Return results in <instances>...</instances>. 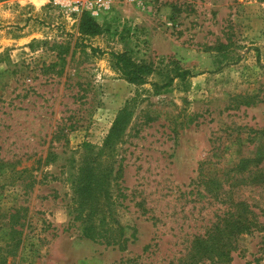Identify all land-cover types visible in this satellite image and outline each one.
<instances>
[{
    "label": "rangeland",
    "instance_id": "rangeland-1",
    "mask_svg": "<svg viewBox=\"0 0 264 264\" xmlns=\"http://www.w3.org/2000/svg\"><path fill=\"white\" fill-rule=\"evenodd\" d=\"M92 1L0 0V264H179L231 202L261 226L232 264H264V0ZM110 53L155 72L129 84ZM177 66L192 76L157 91ZM129 102L100 156L109 246L84 237L73 183Z\"/></svg>",
    "mask_w": 264,
    "mask_h": 264
},
{
    "label": "trees",
    "instance_id": "trees-1",
    "mask_svg": "<svg viewBox=\"0 0 264 264\" xmlns=\"http://www.w3.org/2000/svg\"><path fill=\"white\" fill-rule=\"evenodd\" d=\"M79 31L84 37H94L101 33V27L89 16L83 15ZM92 51L97 50L93 48ZM110 56L115 69L129 84L144 85L155 72L153 65L136 63L124 54L110 53ZM190 76L192 75L188 70L177 66L174 75L168 76L163 84L152 85L157 91L164 90L171 88L176 80L185 81ZM130 106L131 102L119 112L105 139L103 150L96 154L94 159L86 160L73 183L78 212L84 224V237L92 241L105 239V243L109 246L119 245L122 234L124 236V227L118 226L117 221L109 215L113 169L103 168L100 156L113 151L117 140L121 138L132 116ZM213 184L214 180H211L210 185ZM231 204L234 208L225 214L222 222L209 227L203 235L194 237L187 255L179 261V264L205 262L232 264V254L238 249L240 238L253 233L261 226L251 218L253 212L249 211L247 204L244 202H231Z\"/></svg>",
    "mask_w": 264,
    "mask_h": 264
},
{
    "label": "built area",
    "instance_id": "built-area-1",
    "mask_svg": "<svg viewBox=\"0 0 264 264\" xmlns=\"http://www.w3.org/2000/svg\"><path fill=\"white\" fill-rule=\"evenodd\" d=\"M74 5H75V9L78 10L79 6H83L85 5L84 0H74ZM108 4V0H93L92 2H87V6L88 7H93V8H104L106 7Z\"/></svg>",
    "mask_w": 264,
    "mask_h": 264
}]
</instances>
